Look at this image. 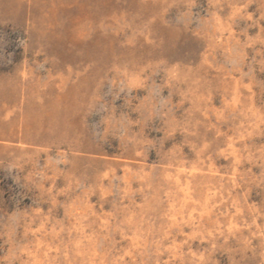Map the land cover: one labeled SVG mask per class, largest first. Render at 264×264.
I'll return each instance as SVG.
<instances>
[{"label":"rangeland","instance_id":"1","mask_svg":"<svg viewBox=\"0 0 264 264\" xmlns=\"http://www.w3.org/2000/svg\"><path fill=\"white\" fill-rule=\"evenodd\" d=\"M0 264H264V0H0Z\"/></svg>","mask_w":264,"mask_h":264}]
</instances>
